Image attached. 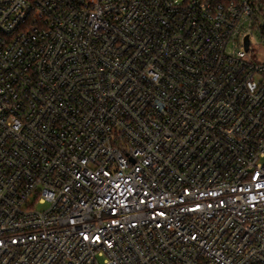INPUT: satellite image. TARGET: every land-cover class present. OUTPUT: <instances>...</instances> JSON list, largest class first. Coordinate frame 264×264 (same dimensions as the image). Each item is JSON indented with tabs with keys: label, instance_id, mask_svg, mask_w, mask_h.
<instances>
[{
	"label": "built area",
	"instance_id": "built-area-1",
	"mask_svg": "<svg viewBox=\"0 0 264 264\" xmlns=\"http://www.w3.org/2000/svg\"><path fill=\"white\" fill-rule=\"evenodd\" d=\"M0 264H264V0H0Z\"/></svg>",
	"mask_w": 264,
	"mask_h": 264
},
{
	"label": "water",
	"instance_id": "water-1",
	"mask_svg": "<svg viewBox=\"0 0 264 264\" xmlns=\"http://www.w3.org/2000/svg\"><path fill=\"white\" fill-rule=\"evenodd\" d=\"M248 47H249V38H246V50L248 49Z\"/></svg>",
	"mask_w": 264,
	"mask_h": 264
},
{
	"label": "rangeland",
	"instance_id": "rangeland-1",
	"mask_svg": "<svg viewBox=\"0 0 264 264\" xmlns=\"http://www.w3.org/2000/svg\"><path fill=\"white\" fill-rule=\"evenodd\" d=\"M39 209H41V206L39 207Z\"/></svg>",
	"mask_w": 264,
	"mask_h": 264
}]
</instances>
